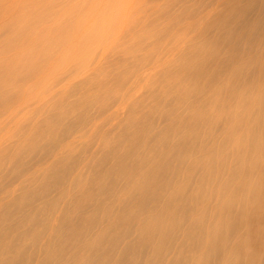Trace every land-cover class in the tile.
<instances>
[{"label": "bare ground", "instance_id": "bare-ground-1", "mask_svg": "<svg viewBox=\"0 0 264 264\" xmlns=\"http://www.w3.org/2000/svg\"><path fill=\"white\" fill-rule=\"evenodd\" d=\"M258 3L257 19L248 22L244 30L237 27L243 20V13L227 14L221 20L220 27L225 29L224 35L235 49L246 40L248 54L251 55L256 46L261 52L244 58L235 53L223 55L218 50L220 38L214 40L212 49L209 48L211 42L207 40L208 45L200 47L198 53L207 52L205 62L212 60L216 63L217 77L212 78L209 67L206 68L204 63L205 59L197 57L199 55H193V64L176 66L174 74H171V86L177 103L167 112L169 123L156 130L152 124L143 128L148 123L138 122L136 125L143 129L134 137L137 143L119 157L120 162L114 171L102 173L95 183L85 179V163L79 161L76 168L71 167L66 171L55 167L53 172L62 175L53 185L54 188L58 187L57 194L51 198L45 196L42 202L29 205L31 211L23 213L18 225L10 222L16 220L14 218L20 207L28 206L24 199L31 196L30 190L26 191L28 189L24 188L26 194L18 196L21 198L19 201L14 199L11 202L10 199L11 204L7 202L9 205L0 206L3 208L0 211V264H256L254 241L259 236V224L264 221V184H260L259 188L258 184L255 185L256 181L264 180V163L260 161L264 155V0ZM248 7L249 4L244 6V11ZM157 39L156 48L160 49L162 41L161 38ZM226 63L232 67L231 74L222 69V64ZM141 66L140 71L145 67V61ZM184 80L189 81L184 84ZM128 88L133 89L132 86ZM131 89L127 92H131ZM173 89L168 95L173 94ZM115 96L116 94L112 99ZM162 99L164 95H160L159 100ZM185 102L190 103L191 110L182 106ZM108 103L109 101L101 102L99 108L95 104L90 106L89 111L79 118V121L85 123L82 131L97 125L95 121L86 120L88 113L97 110L99 115L115 107V112L108 118L115 117L125 102L115 105ZM162 105H158L157 111H164ZM132 123L133 121L128 122V129ZM204 127L206 130H203ZM72 128L73 124L65 129L60 128L62 134L57 136L66 137L71 133L76 140L79 137L77 132L81 129L76 132L71 131ZM176 130L180 134L178 138ZM100 134L104 136V140H109L112 132L103 131ZM114 137L116 136L113 135ZM151 137H155L156 143L153 145L152 140H148ZM38 138L39 133L35 135V139ZM54 140L51 141L54 143ZM23 143L17 144L18 150L10 158V162L16 165L14 169L20 171L13 172L14 178L26 176L33 169L29 168L32 163L29 169L27 166L23 168ZM35 147L32 149L29 146L34 151ZM23 152L26 153L25 150ZM63 152L61 150L60 155ZM221 153L230 157L229 168L223 171V175L219 167L225 168L226 162L222 164V160L218 158ZM2 154L6 152L0 155ZM253 155L254 161L248 164V159ZM1 156L2 168L7 156ZM91 159L95 160L92 170L98 166L104 171V162L102 165L99 161L96 162L100 157L96 155ZM133 159L136 161L134 164ZM69 169L71 170L67 175ZM4 172L5 170L2 173ZM35 173L36 171L33 174ZM224 174L233 177L232 180L217 183ZM208 178L212 181H208ZM13 180L10 179L14 182ZM23 180L25 179H21L22 184ZM88 182L97 187L81 193L66 208L61 222L69 232L66 237L60 238L63 227L54 230L53 221L56 222L58 214L65 210L64 199L70 196L72 189L88 185ZM46 183L43 184V190L48 188ZM176 184H180L176 188L177 194L170 196V188ZM10 188L3 187L0 180L1 202L6 200L5 197L9 196L14 187ZM190 188L194 190L188 195ZM205 191H209V194ZM243 193L248 198L239 202L247 212H243L238 223H233L226 216L229 217V212L234 210L232 204L238 199H225L230 195ZM164 200L165 206L162 205ZM219 215L225 222L216 227L213 221L220 218ZM172 217L174 223L170 224ZM33 222L37 223V230L24 229ZM244 226L248 232L238 239L237 234ZM247 226L252 228L251 235L248 234ZM263 231L264 227L261 234ZM189 238L196 239L190 249L204 252L203 257L178 258L179 252L187 250L185 247L188 246ZM236 254L239 255L238 259L231 260ZM118 257H121L119 263Z\"/></svg>", "mask_w": 264, "mask_h": 264}, {"label": "rangeland", "instance_id": "rangeland-1", "mask_svg": "<svg viewBox=\"0 0 264 264\" xmlns=\"http://www.w3.org/2000/svg\"><path fill=\"white\" fill-rule=\"evenodd\" d=\"M261 1L0 0V151L6 152L2 154L3 157L7 156L3 167H0V174L5 170L0 175V180L3 187L12 186L10 189L14 187L10 191L12 197L9 192L6 200L0 201V206H7L10 199L11 202L14 199L19 201L21 198L18 196H22V193L25 195L26 191L30 190L31 194L24 199L28 206L20 207V211L16 212L17 218H14L16 220H11L10 224L18 225L23 213L31 211L29 205L42 202L45 196L51 198L57 194L58 187L54 188L53 185L56 184L58 177L59 180L62 178V175L54 173V169L60 167L62 171H66L71 167L76 168L82 162L85 163V179L97 183L99 175L109 170L114 171L120 162L119 157L130 147H135L137 140L134 137L137 133L140 134L145 126L152 124L156 130L164 128L169 123L167 112L177 103L176 94L171 86L173 69L178 65L193 64V55H199L197 57L201 59L207 58V52L198 53L200 47L208 45L207 40L211 42L209 48L212 49L214 40L220 38L218 50L223 55L235 53L244 58L260 53L259 47L256 46L252 54H248L246 40L235 49L224 35L225 29L220 25L227 14L243 13V20L237 27L244 30L248 22L257 19L258 2ZM248 4L249 7L244 11V6ZM157 38H161L162 41L160 49L156 48ZM206 60H204L206 68L209 67L212 78H216V63L212 60L205 62ZM143 61L145 67L140 71ZM222 69L225 73L231 74L232 67L229 63L222 64ZM188 81L184 80L183 83L186 84ZM131 86L133 89L128 88ZM128 89H131V92H127ZM172 89L173 94L170 96L168 93ZM115 94V99H112ZM160 95H164V99L159 100ZM107 101L110 105L125 103L121 105L119 114L115 117L108 118L115 112V107L99 115L97 110L91 111L86 120L95 121L97 125L82 131L85 123L79 121V118L89 111L91 105L95 104L99 108L101 102ZM160 104H163L161 107L164 111H157ZM182 106L192 109L189 102L183 103ZM133 112L136 114L133 115ZM146 113L152 115L144 116ZM129 121L133 123L128 129ZM138 122L148 125H143V128L139 129L140 126L136 125ZM72 124L71 131L77 132L81 129L77 132L79 137L74 140L69 133L66 137L63 136L65 139L59 135L60 139L57 136L62 134L60 128L65 129ZM203 130H206V127ZM103 131L112 132L111 139L104 140V136L100 134ZM37 133L39 138L35 139ZM175 134L176 138L180 136L177 130ZM113 135L116 137L113 138ZM51 140H54L55 144ZM148 140H152L151 145L156 143L155 137ZM20 142L21 144L24 142L23 146L25 145L22 146L25 163L23 168L25 166L27 169L33 168L30 169V173L34 170L36 173L33 174L35 171L29 173L23 176L24 178L17 176V179L13 177V172L20 171L14 169L16 165L10 162V158L18 150L17 144ZM29 146L32 149L36 146L35 151ZM59 149L64 151L63 155H60ZM96 155L101 159L96 162L99 161L101 165L104 162V171L98 166L92 170L95 160L91 158ZM253 157L254 155L248 159V164H252ZM37 158L41 162L36 161ZM218 158L222 160V164L226 162L225 168L219 167L223 175V171L229 168L230 157L221 153L218 154ZM261 158L260 161L264 163V155ZM134 163L135 159L132 161V164ZM239 165L242 166L241 163ZM243 165L245 167V164ZM70 170L66 172L67 175ZM220 177L217 183H224L233 178L225 174ZM21 179H25L23 180L25 187ZM207 180L212 181L211 178ZM44 183L48 186L47 190H43ZM89 184L88 182V185L80 187L81 190L73 188L70 196L64 199L65 212L59 213L57 221H53L54 230L63 227L60 230V238L66 237L69 232L61 222L66 208L71 206L81 193L97 187ZM257 184L259 188L260 184H264V180L256 181L255 185ZM179 185L170 188V196L177 194L176 188ZM24 188L28 190L25 191ZM193 190L194 188H190L187 194L190 195ZM205 193L209 194V191ZM219 194L221 195V192H218ZM236 198L238 200L232 204L234 210L229 212V217L226 216L227 220L230 219L233 223H238L243 212H247L239 201L248 198V195L246 193L230 195L225 200ZM165 204L164 200L162 205ZM2 209L0 208V211ZM173 217L170 224L174 223ZM213 222V225L218 227L225 221L221 216ZM259 225V236L254 241L257 251L256 264H264V233L261 234L264 221ZM37 227V223L33 222L24 229L37 230ZM247 228L248 234L251 235V226ZM247 232L246 226L241 227L237 234L238 239ZM195 243L196 239H187L188 246L185 247L187 250L179 252L178 258L203 257L204 252L190 249ZM238 257L236 254L231 260L236 261ZM118 259L119 263L121 257Z\"/></svg>", "mask_w": 264, "mask_h": 264}]
</instances>
